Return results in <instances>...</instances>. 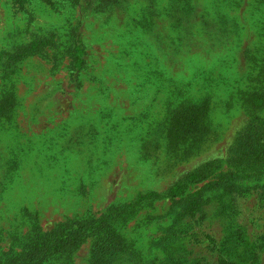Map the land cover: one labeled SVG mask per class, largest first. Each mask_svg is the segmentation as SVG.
<instances>
[{"label": "rangeland", "instance_id": "374dc122", "mask_svg": "<svg viewBox=\"0 0 264 264\" xmlns=\"http://www.w3.org/2000/svg\"><path fill=\"white\" fill-rule=\"evenodd\" d=\"M80 228L44 264H264V0H0V261Z\"/></svg>", "mask_w": 264, "mask_h": 264}, {"label": "trees", "instance_id": "16d2710c", "mask_svg": "<svg viewBox=\"0 0 264 264\" xmlns=\"http://www.w3.org/2000/svg\"><path fill=\"white\" fill-rule=\"evenodd\" d=\"M17 3L23 4L26 0H15ZM35 45H32V48L26 51V53L33 52ZM82 52V51H80ZM80 66V65H79ZM202 203L200 199V194L195 193L190 197L186 207V213L190 217H196L199 213L202 212ZM83 228L71 230L66 235L61 234L59 237L56 236L52 239H45L44 243L38 244L32 253L27 257L10 259L8 261H0V264H44L45 259L56 253L61 252L62 250L68 248L70 245H73L78 241V236L82 234ZM81 239V238H80ZM74 242V243H73Z\"/></svg>", "mask_w": 264, "mask_h": 264}]
</instances>
